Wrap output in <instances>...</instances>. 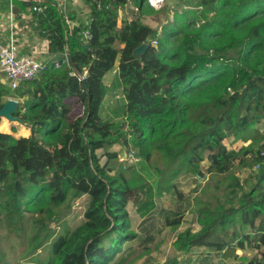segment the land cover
I'll return each mask as SVG.
<instances>
[{"label": "trees", "instance_id": "1", "mask_svg": "<svg viewBox=\"0 0 264 264\" xmlns=\"http://www.w3.org/2000/svg\"><path fill=\"white\" fill-rule=\"evenodd\" d=\"M107 3H93L90 24L72 31L55 11L43 15V22H51L46 29L52 62L16 89L0 83V109L7 98H17L14 115L31 130L28 137L0 130V226L20 237L31 233L29 243L36 247L50 242L49 258L40 264H111L137 237L130 201L145 217L162 194L183 196L175 179L186 172L203 182L193 208L201 228L180 232L177 250L206 245L231 256L252 244L264 247V0L191 2L193 10L202 8L203 30L185 31L175 49L161 36L169 25L158 30L135 17L119 27L118 8L127 0L111 1L109 8ZM229 4L232 9L222 11ZM184 26L178 17L176 31ZM207 33L223 40L208 42ZM155 38L158 45L151 44ZM146 41L148 48L136 56ZM57 56L63 60L59 67ZM116 68L119 119L105 115L104 106L105 76ZM230 133L251 142L229 149L224 141ZM117 144L120 150L113 149ZM124 150L135 151L140 162L124 169L117 158ZM143 161L156 179L137 168ZM256 166L243 179L236 172ZM83 197L82 222L57 234L53 224ZM184 212L168 225L178 227ZM245 217L254 227L260 218L256 234L235 240L231 228Z\"/></svg>", "mask_w": 264, "mask_h": 264}, {"label": "rangeland", "instance_id": "2", "mask_svg": "<svg viewBox=\"0 0 264 264\" xmlns=\"http://www.w3.org/2000/svg\"><path fill=\"white\" fill-rule=\"evenodd\" d=\"M176 3L167 7V3L158 10L152 9L151 5L147 3L146 12L159 11L158 20L156 25L162 27L169 25L168 33L162 32L161 36L164 37L168 47L175 49L180 39L185 35V31H194L196 29H202L204 19L201 18L202 8L196 6L193 10V4L196 0H175ZM192 4V5H191ZM153 7V6H152ZM228 8L232 9V4L222 7V11ZM212 15V14H211ZM182 16L185 19V26L182 30L176 31L178 25V17ZM199 16V17H198ZM212 18V16H210ZM187 24V26H186ZM174 30V31H173ZM208 42L214 40H223V37H213L208 34L203 35ZM119 44H116L117 49ZM158 45V44H156ZM262 45V42L261 44ZM119 47H122L119 45ZM263 46L256 47L254 50H259ZM249 52V58H251ZM110 75V76H109ZM106 78L109 90L105 98V115L111 113L114 119L120 118V113L115 107L116 99H118L121 91V83L117 72L111 71ZM12 98V97H11ZM115 111V112H114ZM16 121V120H14ZM12 121V122H14ZM113 121L112 123H114ZM13 125V124H11ZM261 129L264 131V123L261 124ZM261 138V137H260ZM225 144L229 149L240 150L244 145H248L251 141L236 140L235 136L230 133L225 139ZM261 145L264 144V138ZM116 150L122 148L117 144ZM125 151V150H124ZM101 155V161H106L105 152L103 149L99 150ZM208 161L202 162V168L206 169ZM117 164V163H116ZM118 166V164H117ZM141 173L153 180L156 179L154 171L144 163V161L137 166ZM258 167L236 169V172L240 174L243 179L248 174L256 172ZM177 190L182 193V197L179 194L164 193L156 199L155 208L145 217H141L137 212V205L132 200L128 204V210L131 217L132 228L137 233L135 240L126 244L122 251L118 254L116 260L111 264H248L249 260L255 259L261 261L264 264V247L257 248L248 246L245 249H236L235 254L226 256V250L217 251L211 246L200 245L197 247L191 246L188 251H179L174 247V241L177 239L180 232L187 228H191L193 231H198L201 226L196 220V214L193 208L198 205L194 200L196 190L200 188V183L195 179V176L191 173L182 172L176 177ZM200 191V190H199ZM199 193V192H198ZM197 197V196H196ZM188 202L190 205L188 206ZM86 208V198L79 199L72 207L70 213L59 223H54L53 227L56 229V233H65L69 229L75 228L79 225L84 216ZM182 210L184 212V218L181 224L172 228L168 225V222L176 217V212ZM255 227L247 224L249 217L242 218L239 222L234 223L232 230L236 231L235 240L243 237L245 233H254L260 224V218H257ZM31 233H24L22 237L15 234H9L4 228L0 226V264H40L44 263L49 258L51 250V243H46L36 247L35 244H30L28 240Z\"/></svg>", "mask_w": 264, "mask_h": 264}, {"label": "crops", "instance_id": "3", "mask_svg": "<svg viewBox=\"0 0 264 264\" xmlns=\"http://www.w3.org/2000/svg\"><path fill=\"white\" fill-rule=\"evenodd\" d=\"M111 1L107 2L111 4ZM43 2V10L36 12L33 11V3L28 0H0V42L5 44L11 39H15L21 54H33L36 58L44 60L48 64L53 59V55L49 52L51 39L48 37V30L46 29L51 22L49 18L43 22L44 16H49V13L55 11L64 23V27H68L72 31L77 27H86L90 24L93 18V2L91 0H43ZM165 2L167 3V0ZM175 2V0H169L166 6H172ZM145 5L147 3L144 0H141L140 5L136 4V0H127L125 5L118 8V26L120 27L124 21H131L135 17H140L145 24L159 30L160 27L156 25L159 11V14H153V11L146 12ZM135 7L138 10H135ZM151 8L155 9L152 6ZM48 29L52 28L49 27ZM119 45H117L118 48H120ZM55 61L56 63L63 62L61 57L58 56L55 57ZM112 71L117 72L119 77L118 68ZM110 73L111 71L105 76L107 86L106 78ZM0 83L9 84L7 75L1 67ZM0 118V130L2 132L13 134L16 137H28L31 134L30 127L26 123L12 122L3 116ZM113 149L116 150V147H113Z\"/></svg>", "mask_w": 264, "mask_h": 264}, {"label": "built area", "instance_id": "4", "mask_svg": "<svg viewBox=\"0 0 264 264\" xmlns=\"http://www.w3.org/2000/svg\"><path fill=\"white\" fill-rule=\"evenodd\" d=\"M33 3V11L41 12L43 10V0H28ZM111 0H91V2L98 6L103 5L105 2ZM132 1V0H130ZM149 3L155 9H159L164 5L165 0H144ZM110 3L106 4L109 8ZM135 10L138 8L135 7ZM86 39L91 38L90 31L84 32ZM151 44H158V39L155 38L151 41ZM47 62L36 58L33 54H21L19 47L15 39H11L8 43L0 42V67L6 73L9 86L12 89H16L21 83L38 78L47 67ZM61 63H56L59 67ZM87 74L85 69L83 74H79L80 79H84ZM118 161L120 165L126 169L132 165L140 162L141 156L133 150H125L124 152H118Z\"/></svg>", "mask_w": 264, "mask_h": 264}, {"label": "water", "instance_id": "5", "mask_svg": "<svg viewBox=\"0 0 264 264\" xmlns=\"http://www.w3.org/2000/svg\"><path fill=\"white\" fill-rule=\"evenodd\" d=\"M149 40V39H148ZM149 46V42H144L142 43L139 47H137L134 50V54L136 56H140L142 53H144L146 51V49ZM67 55H69V51L67 52ZM19 104V101L16 100L15 98H9L1 107L0 109V117H5L10 121H20L22 123H24V121L22 119H20L19 117L15 116L14 113L16 112L17 106Z\"/></svg>", "mask_w": 264, "mask_h": 264}]
</instances>
